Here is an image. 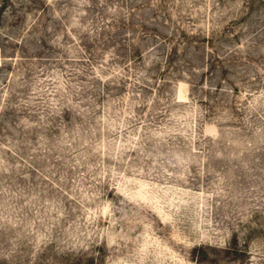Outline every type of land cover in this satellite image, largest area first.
Returning <instances> with one entry per match:
<instances>
[{"label":"rangeland","instance_id":"374dc122","mask_svg":"<svg viewBox=\"0 0 264 264\" xmlns=\"http://www.w3.org/2000/svg\"><path fill=\"white\" fill-rule=\"evenodd\" d=\"M0 264H264V0H0Z\"/></svg>","mask_w":264,"mask_h":264},{"label":"trees","instance_id":"16d2710c","mask_svg":"<svg viewBox=\"0 0 264 264\" xmlns=\"http://www.w3.org/2000/svg\"><path fill=\"white\" fill-rule=\"evenodd\" d=\"M204 256H206L205 254H203Z\"/></svg>","mask_w":264,"mask_h":264}]
</instances>
